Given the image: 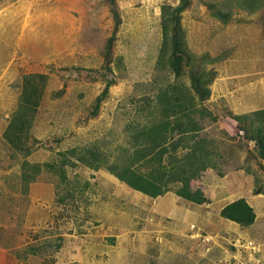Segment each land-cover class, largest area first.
Here are the masks:
<instances>
[{
  "label": "rangeland",
  "instance_id": "1",
  "mask_svg": "<svg viewBox=\"0 0 264 264\" xmlns=\"http://www.w3.org/2000/svg\"><path fill=\"white\" fill-rule=\"evenodd\" d=\"M244 1L188 0L178 23L201 86L209 89L202 102L194 96L202 111L193 117L197 138L214 154L206 170L215 185L226 174V183L250 196L264 191V160L247 122L233 116L264 108V4L250 11ZM179 4L0 0V264H89L92 251L117 244V252L126 231L139 228L115 211L124 196L131 202L141 196L76 157L89 149L120 155L130 146L128 129L144 118L137 107L160 88L179 84L195 94L190 68L175 76L158 61L163 8ZM37 98L27 116L29 138L15 151L4 138L6 127L25 99ZM188 173L193 185L204 175ZM248 231L262 239L264 216ZM132 254L137 263L131 264H139Z\"/></svg>",
  "mask_w": 264,
  "mask_h": 264
},
{
  "label": "trees",
  "instance_id": "2",
  "mask_svg": "<svg viewBox=\"0 0 264 264\" xmlns=\"http://www.w3.org/2000/svg\"><path fill=\"white\" fill-rule=\"evenodd\" d=\"M259 1V5H253L252 0H245L244 3L247 9L254 11L255 7L259 8L264 4V0ZM187 2L188 0H180V4L174 9L163 8L167 14L162 24L163 36L158 61L164 63L163 67L167 65L175 76L181 74L183 66L190 68V87L196 95L187 93L186 86L179 84L160 88L154 99L144 98L142 104L146 105L137 107L138 112H143L144 118L128 129L131 139L128 148L121 147L120 155H106L101 149H89L83 155L78 153L76 162L93 170L102 168L148 198L154 199L173 192L187 201L201 204L205 199L200 191L190 190L188 172L199 176L211 168L214 154L204 146L202 138H197L196 135L199 126L193 117L194 113L201 112L202 109L196 108L194 96L202 102L209 96V89L201 86L192 56L182 41L178 15L187 6ZM30 90L35 95L36 88L31 87ZM36 100L29 102L25 99L22 109L12 116L6 127L4 138L15 151L23 150L29 138L30 123L27 116H30V109L38 104V98ZM233 119L247 122L253 134L255 150L259 158L264 160V108L247 115L233 116ZM21 145L23 146L20 147ZM75 152L73 150L69 153L74 155ZM87 154L90 155L88 159ZM62 164H66V161H62ZM47 166L51 168L52 165ZM31 179L32 176L28 177L26 182ZM254 193L260 194L262 190ZM220 216L242 227L251 226L255 220L254 211L244 198L226 205L221 209Z\"/></svg>",
  "mask_w": 264,
  "mask_h": 264
},
{
  "label": "crops",
  "instance_id": "3",
  "mask_svg": "<svg viewBox=\"0 0 264 264\" xmlns=\"http://www.w3.org/2000/svg\"><path fill=\"white\" fill-rule=\"evenodd\" d=\"M209 172L201 173L204 175L199 177L198 184L189 183L190 190L201 192L205 199L201 204L187 201L173 192L151 199L135 191L134 194L141 196L136 202L124 196L122 210L115 212L122 220L124 218L132 223L136 220L139 228L135 226V230L126 231L123 244L118 245L119 251H113L117 244L106 252L101 247L97 252L92 251L95 256L91 255L86 262L111 264L115 255L118 264L128 260V257V264L137 263L132 257V253L136 252L139 264H264V237L254 239L248 231L264 216V196L240 194L234 183H226V174L220 178L224 182L215 185L217 180H213ZM240 198L245 199L255 214L254 223L249 227H242L220 216L221 209ZM131 209L140 211V214L131 217L135 212ZM191 225L195 228L191 229ZM200 237L208 238V242L203 243ZM249 242L256 244L257 250L253 253L245 247V243ZM205 247L209 248L208 253ZM102 252L105 255L101 256Z\"/></svg>",
  "mask_w": 264,
  "mask_h": 264
},
{
  "label": "built area",
  "instance_id": "4",
  "mask_svg": "<svg viewBox=\"0 0 264 264\" xmlns=\"http://www.w3.org/2000/svg\"><path fill=\"white\" fill-rule=\"evenodd\" d=\"M191 229H194L195 226L194 225H191L190 226ZM201 238V241L203 243H207L208 242V238ZM245 247H247V249H249L252 253L255 252L257 249L255 247V245H253V243L249 242V243H245ZM209 248L208 247H205V252H208Z\"/></svg>",
  "mask_w": 264,
  "mask_h": 264
}]
</instances>
